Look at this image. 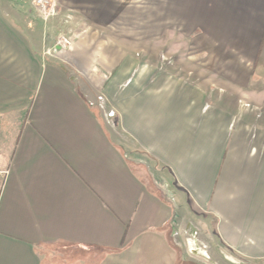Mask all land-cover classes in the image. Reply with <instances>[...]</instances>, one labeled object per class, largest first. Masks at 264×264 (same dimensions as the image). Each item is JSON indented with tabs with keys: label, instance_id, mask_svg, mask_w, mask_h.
Returning a JSON list of instances; mask_svg holds the SVG:
<instances>
[{
	"label": "crops",
	"instance_id": "obj_1",
	"mask_svg": "<svg viewBox=\"0 0 264 264\" xmlns=\"http://www.w3.org/2000/svg\"><path fill=\"white\" fill-rule=\"evenodd\" d=\"M55 3L0 0V264H179L172 213L263 261L264 0Z\"/></svg>",
	"mask_w": 264,
	"mask_h": 264
},
{
	"label": "rangeland",
	"instance_id": "obj_2",
	"mask_svg": "<svg viewBox=\"0 0 264 264\" xmlns=\"http://www.w3.org/2000/svg\"><path fill=\"white\" fill-rule=\"evenodd\" d=\"M34 15L36 18L37 16L35 11ZM52 27L55 33L60 30V27L56 23H53ZM58 37L55 38V41ZM178 46L181 49L178 50L179 55L181 54L184 56L188 44L184 41L179 43ZM142 47L143 46L130 45L129 51L146 52L147 49L149 47H153V45H146L143 48ZM169 49L170 44L166 43L163 52H167ZM47 50L49 49L47 48ZM49 51L51 52L52 49L50 48ZM53 52L54 50L52 53ZM173 219L174 217L172 213L171 221L169 223V231L167 234H157V238L159 239L160 244L171 246L175 249L179 264H264V260L254 262L243 255L236 254L222 242L218 243L217 238L214 237L215 221H207L199 218L195 223H190L188 225L186 222L177 223Z\"/></svg>",
	"mask_w": 264,
	"mask_h": 264
},
{
	"label": "built area",
	"instance_id": "obj_3",
	"mask_svg": "<svg viewBox=\"0 0 264 264\" xmlns=\"http://www.w3.org/2000/svg\"><path fill=\"white\" fill-rule=\"evenodd\" d=\"M35 14L40 19L47 21L50 17L57 15V6L55 0H30ZM72 46V41L70 37L59 36L55 41V49H70ZM47 54L50 53L49 50L46 51ZM7 171H0V180L4 179Z\"/></svg>",
	"mask_w": 264,
	"mask_h": 264
}]
</instances>
